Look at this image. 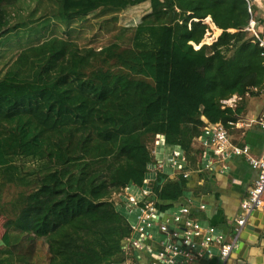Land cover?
<instances>
[{"label":"trees","instance_id":"trees-1","mask_svg":"<svg viewBox=\"0 0 264 264\" xmlns=\"http://www.w3.org/2000/svg\"><path fill=\"white\" fill-rule=\"evenodd\" d=\"M8 1L0 0V16ZM60 2L69 18L100 8L99 0ZM159 2L151 0L150 19L132 48L81 54L53 41L31 61V81L0 79V189L21 190L17 227L31 242L46 239L50 264L121 263L132 229L104 199L109 187L144 186L152 162L148 136L187 149L201 135L195 128L205 126L203 118L228 128L242 113L223 101L264 85L257 43L241 42L230 58L223 53L246 34V0H163L165 12ZM194 20L200 21L198 36ZM202 22L211 27L207 37ZM212 36H220L214 44ZM190 43L200 50L193 52ZM202 61L213 71L214 91ZM95 166L102 167L90 171ZM33 178L37 188L28 194ZM166 180L156 175L151 199L160 209L184 204L188 180ZM11 239L6 229L1 241L8 250ZM0 264L13 262L0 258Z\"/></svg>","mask_w":264,"mask_h":264},{"label":"rangeland","instance_id":"rangeland-1","mask_svg":"<svg viewBox=\"0 0 264 264\" xmlns=\"http://www.w3.org/2000/svg\"><path fill=\"white\" fill-rule=\"evenodd\" d=\"M99 3L98 10L87 15L69 18L62 14L60 0H9L2 11V16H0L3 22L0 32V79L13 77L20 81H31V61L39 59L41 49L53 41H56L58 49H62L64 46L59 44L61 42L69 46L67 48L81 54L99 55L110 47L132 48L137 30L150 19L151 0H99ZM145 4L151 5L150 14L146 15L149 8H146ZM159 4V11L165 12L163 0ZM194 23L197 25L195 31L198 36L202 29L199 22ZM245 33L240 34L239 39L232 46L223 49L227 58L233 56L236 46H239L241 42L252 40L251 34ZM197 39L194 41L196 45L198 44ZM204 40L205 37L200 43L202 44ZM211 45L205 44L204 46ZM191 50L197 51L194 46H191ZM206 54H211V51L207 50ZM93 55L90 56V61H94ZM199 67L202 71L211 74L212 91L216 90L217 84L213 71L207 67L204 61L200 63ZM248 101H251L249 107H253L252 111L259 108L264 109V85L259 89H250L243 100L238 102L236 108H231L234 111L240 108L244 110L240 116L234 117L236 119L234 123L239 120L245 121L244 115ZM195 130L198 134L201 127H197ZM157 139L158 136L152 135L147 138V145L153 159ZM186 153L189 161L193 164L192 167H196L197 160L195 158L198 156L193 155V144L187 147ZM18 161L22 162L21 159ZM19 165H24L31 171L36 169L34 165L27 163H19ZM101 167L95 166L90 171ZM153 177L156 181V175ZM165 182L168 183L169 180ZM36 188V179L33 178L32 187L27 193L32 194ZM20 193L21 190L13 187L0 189V210L4 213L0 219V232L5 233L8 229L12 237L10 250L3 244L0 246V258H8L13 264H50L51 256L46 239H36L31 242L27 239L28 236L17 227ZM104 200L112 202L115 207L119 206V212H121L120 205L125 207V203H127L124 190L115 187L108 188Z\"/></svg>","mask_w":264,"mask_h":264},{"label":"built area","instance_id":"built-area-1","mask_svg":"<svg viewBox=\"0 0 264 264\" xmlns=\"http://www.w3.org/2000/svg\"><path fill=\"white\" fill-rule=\"evenodd\" d=\"M249 14L251 19L246 32L251 34L253 43L263 49L264 58V39L261 37L264 33L260 32L259 21L252 8H249ZM208 32L207 30V35ZM238 100L241 97L233 96L223 101L222 105L224 108L235 106ZM259 124L264 130V121ZM201 130V135L194 141L202 149L200 163L205 170L209 169L210 163L227 165L232 159L241 157L257 174L254 185L247 191L239 214L233 221L232 238L214 226L204 225L195 217L193 209L205 211L206 208L195 202L192 196L186 197L184 204L160 209L156 201H151L154 196L153 188H146L150 181L147 179L141 188L128 186L124 189L127 203L125 207L120 205L121 212L119 206H116V211L127 220L132 229L131 236L126 239L122 248L124 259L119 264H196L214 257L218 258L219 264H228L238 250L249 219L264 207V153L255 157L248 145H235L230 130L221 124L207 121ZM157 142L158 145L159 141ZM171 148L168 154H162V162H159L158 152L154 149V159L148 165L149 173H161L168 178L180 175V178L189 180L186 149L177 146ZM165 163H168L169 168ZM135 189H138L139 195L133 194Z\"/></svg>","mask_w":264,"mask_h":264},{"label":"crops","instance_id":"crops-1","mask_svg":"<svg viewBox=\"0 0 264 264\" xmlns=\"http://www.w3.org/2000/svg\"><path fill=\"white\" fill-rule=\"evenodd\" d=\"M246 1L248 2V10L249 8H252L256 19L259 21L260 32L264 33V0ZM145 5L146 8H149L146 15L150 14L151 5ZM208 18H210L211 22L214 24L212 17L209 16ZM193 22L200 23L199 20H194ZM206 26L209 31L208 35L212 34V31H210L211 27L208 25ZM247 28L244 32H246ZM228 32L233 34L237 33L235 30H229ZM222 33L223 31L221 30V35ZM205 37H207V34ZM219 37L214 38V36H212V44H214ZM261 37L264 39V35ZM190 44L194 46L193 43ZM242 100L243 97H241V100L237 101L235 106L227 108H236L238 102ZM251 101L254 100L251 99ZM251 101H248L247 103L246 113L244 115L245 121L243 122L239 120L236 123H231L233 126H229L228 129L230 130L231 137L235 145H248L253 156L260 157L264 153V130L260 127L259 122L264 121V109L259 108L256 111H252L253 107H249V103ZM243 112L244 110L242 109V113ZM203 122L206 124L207 120L203 118ZM157 140L159 141V144H156L157 147L155 146V149L158 152V159L162 160V154L168 150L170 152L172 146L166 145L165 137L163 136L158 137ZM156 143L158 142L156 141ZM196 143V141L193 142V155L198 156V158H195L193 155L192 156L197 160V164L196 167L193 168L192 162L189 161V157H187L189 162L188 173L190 174V178L182 196L184 201L186 197L192 196V199L195 202L205 206V211H200L196 208L193 209V214L198 220L202 221L204 225L214 226L219 231L228 235L229 238H232L233 221L239 214L241 203L245 199L247 191L254 185L257 174L253 171L248 162L241 157L232 159L227 165L210 163L209 169L205 170L203 168L204 165L200 163L202 149ZM167 166L168 164H166V167ZM167 168H169V166ZM167 171L172 172L171 170ZM153 175L155 176L156 174L151 173L149 175L148 179L150 181L146 188H152V183L155 181ZM166 177L169 181H178L180 175H177L176 177ZM133 194L139 195L138 189H135ZM256 214H260L259 218H256L253 215V217L249 219L242 234H247L245 239L248 240L249 243L259 244V247L247 251L244 253L243 257L234 253L228 264H264V239L258 240L259 238H257L261 234L262 229H264V207ZM3 235L4 233L0 232V246L3 244L1 241ZM214 252L217 253V251ZM246 255L247 261L244 260ZM196 264H219V261L217 257H214L210 260L200 261Z\"/></svg>","mask_w":264,"mask_h":264},{"label":"water","instance_id":"water-1","mask_svg":"<svg viewBox=\"0 0 264 264\" xmlns=\"http://www.w3.org/2000/svg\"><path fill=\"white\" fill-rule=\"evenodd\" d=\"M254 217H256V214L254 215ZM257 238H259L258 240L264 239V229H262L261 234ZM240 239H241L240 240V245H239L238 250L236 251L237 255H241L243 257L244 253H246L247 251H249V250H251L253 248H258L259 247V244L249 243L248 240H246L243 237V234L241 235ZM244 260L247 261V255L245 256Z\"/></svg>","mask_w":264,"mask_h":264},{"label":"bare ground","instance_id":"bare-ground-1","mask_svg":"<svg viewBox=\"0 0 264 264\" xmlns=\"http://www.w3.org/2000/svg\"><path fill=\"white\" fill-rule=\"evenodd\" d=\"M167 152H169V150H168ZM167 154H168V153H167ZM159 162H162V160H159ZM166 164H168V163H165V165H166ZM120 210H121V209H120ZM123 211L125 212L126 210H123ZM124 212H123V213H124ZM124 214L127 215L128 217H130V214H128V213L125 212ZM259 215H260V214H256V218H259ZM131 221L133 222L134 220L131 218ZM243 237L246 238V237H247V234H243Z\"/></svg>","mask_w":264,"mask_h":264}]
</instances>
